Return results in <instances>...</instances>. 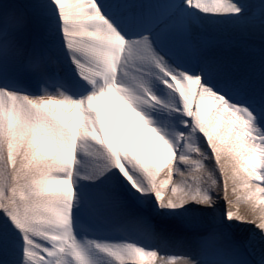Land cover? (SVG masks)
<instances>
[{
	"label": "snow or ice",
	"instance_id": "6c2138e0",
	"mask_svg": "<svg viewBox=\"0 0 264 264\" xmlns=\"http://www.w3.org/2000/svg\"><path fill=\"white\" fill-rule=\"evenodd\" d=\"M170 3L156 18L138 0H0V264H264V249L245 256L256 233L230 232L254 224L264 244V54L257 83L256 68L207 55L210 42L192 35L225 24L264 33V0ZM34 24L42 46L27 41ZM121 194L188 226L208 217L195 251H162L142 217L121 239L89 235Z\"/></svg>",
	"mask_w": 264,
	"mask_h": 264
},
{
	"label": "bare ground",
	"instance_id": "6f19581e",
	"mask_svg": "<svg viewBox=\"0 0 264 264\" xmlns=\"http://www.w3.org/2000/svg\"><path fill=\"white\" fill-rule=\"evenodd\" d=\"M10 3H31L34 0H8ZM245 3H257L259 0H243ZM138 6L143 9L151 12L156 18H164L166 15L164 13L171 12L172 6L170 0H138ZM223 32V33H222ZM224 34V35H222ZM193 36L203 35L205 39L210 42V48L207 50V55L209 56H217V57H226L231 60H235L239 62L241 65L256 68L257 69V83L259 82V65L261 61V56L264 54V33L259 31V28H247L242 29L237 26H233L231 24L213 26L207 30H201L198 27H193L192 29ZM27 41L29 44L32 42H36L39 45H43L45 40L43 38V30L40 25L34 24L29 28V33L27 36ZM50 70L55 72L57 70L55 65L50 66ZM31 91L35 94L38 93V86L33 83L31 85ZM43 91H52L55 89H43L40 94H43ZM127 119L136 127L139 136L140 142L137 145V151H147V133L142 124L139 121H136L135 118L127 117ZM158 143V142H157ZM198 146L206 149V140L202 143L198 144ZM162 149V146H161ZM210 151V150H208ZM209 166L214 167V159L212 161H206ZM184 167V165H181ZM217 175L218 171H217ZM166 178L163 176V170L159 179ZM180 179V176H178ZM221 181V189L223 188V181ZM154 198V197H153ZM121 200L123 202L122 209L112 215L107 222L105 223V233L100 231V235H91V236H102L101 238L108 239H121L125 235H132L131 233V224L130 219L134 217H142L147 220L152 213V218L160 219L159 216H156L151 208H147L148 206H141L130 200L125 194H121ZM227 202L223 198V191L218 197V211L227 210ZM245 206L242 204L241 208L243 209ZM202 217H199L197 220L200 221ZM204 219V218H203ZM197 220L193 221L194 224H198ZM167 221V220H165ZM192 222V224H193ZM155 224V225H154ZM152 224L155 230L160 233L167 243L169 244L168 250L162 249V251L167 252H175V253H193L195 251L196 237H193L192 224L191 226L184 225L181 226L182 231L185 230V233L189 234H175L176 232H172L170 235L163 234V230L158 229L157 227H163L160 224H156L154 222ZM157 225V226H156ZM171 227L179 228L180 225L177 223L175 226L171 224ZM207 226V225H206ZM168 227V226H167ZM166 228V227H165ZM175 228V229H176ZM173 229V228H172ZM231 239L234 241H242L247 240L252 236L253 233H256V239L253 242L252 246L245 250V256L252 260L257 261L260 257L261 250L264 249V244L259 242V234L260 230L255 227L254 224H245V225H236L233 224L230 228ZM209 262H218L224 261L228 259V257L224 255L210 254L205 257Z\"/></svg>",
	"mask_w": 264,
	"mask_h": 264
},
{
	"label": "rangeland",
	"instance_id": "374dc122",
	"mask_svg": "<svg viewBox=\"0 0 264 264\" xmlns=\"http://www.w3.org/2000/svg\"><path fill=\"white\" fill-rule=\"evenodd\" d=\"M183 168L184 167H181V169H183ZM178 176H179L178 174L177 175H174L173 179L179 180L178 179ZM147 208H150V207L148 206ZM201 217H202V219L200 221L197 220L198 224H194V222H193V224H192L193 227L192 228H194V229L189 230V231H192L193 237H196V240H197V237H198L199 232L202 229H204L205 227H207L206 225H208V223H209V218L208 217H204V216H201ZM165 220H167V221H165ZM147 221L150 224H154V222H155L157 225L158 224H160L162 226L164 225L163 227H160V226L157 227L158 229L161 228L160 230H163V234H166L167 233L168 235H170L172 232H176L175 234H183V235H185L187 233V232L185 233V230L182 231V228L183 227H181V226H184L186 224H182V223H179V222H176V221H173V220L163 219L161 217H160V219L157 220V219L152 218V213H151L150 217L147 219ZM177 223L180 225L179 228L171 227L172 226L171 224H174V226H175ZM187 234H189V233H187ZM166 250H168V248Z\"/></svg>",
	"mask_w": 264,
	"mask_h": 264
}]
</instances>
